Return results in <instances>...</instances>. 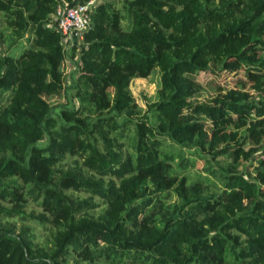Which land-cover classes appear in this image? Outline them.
Returning a JSON list of instances; mask_svg holds the SVG:
<instances>
[{
	"label": "trees",
	"instance_id": "1",
	"mask_svg": "<svg viewBox=\"0 0 264 264\" xmlns=\"http://www.w3.org/2000/svg\"><path fill=\"white\" fill-rule=\"evenodd\" d=\"M59 1L0 0V19L29 40L0 53V209L21 214L32 183L55 227L43 253L0 227V264H264V0L94 2L68 84L65 38L48 21ZM212 67L243 76L201 99L192 74ZM155 70L137 116L130 81ZM126 122L127 152L124 128L110 133ZM185 148L208 172L181 173ZM67 153L91 173L55 178ZM66 190L106 206L93 214L94 201Z\"/></svg>",
	"mask_w": 264,
	"mask_h": 264
},
{
	"label": "rangeland",
	"instance_id": "2",
	"mask_svg": "<svg viewBox=\"0 0 264 264\" xmlns=\"http://www.w3.org/2000/svg\"><path fill=\"white\" fill-rule=\"evenodd\" d=\"M84 0H60L57 6H65L68 4H75L82 2ZM99 0H93L91 4L97 2ZM56 6V7H57ZM51 25H55L56 16L55 14H51L48 20ZM62 41V45L65 49V59L63 61L64 68V83H70L72 77L76 75V60L79 57V46L83 43L81 39V35L79 32H75L69 38H65ZM29 43L27 39V34L23 36L16 37L10 30V28L0 19V53H11L14 55L19 54V52ZM193 77L200 82V98L207 99L212 96L218 89V87H222L223 89L231 86V81L234 78L239 76H243L242 71L238 73H234L232 71L227 70H218L214 67L211 70H199L192 74ZM159 79V73L157 70L152 72L150 75L146 77H134L129 84L130 91L134 96L136 102L138 103L141 111L138 113V110L135 113L137 116H141L145 109L147 103L153 100L157 83ZM70 91H73L70 88ZM9 95L8 92H4L0 95V102H4L6 97ZM49 100V104L56 103V101L61 102L63 100L62 96H54L47 98ZM74 102L78 104V99H74ZM123 117H127L125 113L122 114ZM135 116V115H134ZM132 118H136L131 116ZM119 128H124L122 136H118L117 141L121 143V149L127 152L130 149L128 144L127 133H131L133 131L131 122H126L124 124H120V126H115L111 130V135L118 132ZM94 142L99 146L100 149L104 148V144L100 137H96L93 139ZM114 147H117V144H114ZM219 159H223V157L218 156ZM178 160V159H177ZM205 159L200 158L197 153L193 152V149H183V163H186L184 166L186 168L181 169V173L184 172L188 174L191 179L197 177L198 172L202 174L208 172L204 167L209 165V162L204 163ZM214 163V162H213ZM54 165V177L56 178L58 174H60L64 170L68 169H78L84 171L85 173H91L90 170L86 169L82 163V156L79 155H71L66 154L65 157L59 161H57ZM248 169H252L253 165H249ZM62 170V171H61ZM97 175V174H96ZM213 177V176H212ZM17 182H20L17 179ZM211 183V182H210ZM32 183L29 185H25L27 190V201L22 205L23 212L21 214H10L7 213L4 209H0V227L1 228H10L14 230L16 233L20 234L25 238L28 242V245L35 253H43L48 252L54 245L55 240V227L51 224L48 219V213L41 206V197H36V189H32ZM213 187V184L212 186ZM72 196H77L79 198L88 197L89 200L95 202V206L91 208L89 211L93 214H98L101 212L106 204L102 202L98 195H91L88 192H76L66 190V193H70ZM5 207H9V203L1 202ZM65 264H87L83 261H78L74 258H69ZM95 264H99L98 262Z\"/></svg>",
	"mask_w": 264,
	"mask_h": 264
},
{
	"label": "built area",
	"instance_id": "3",
	"mask_svg": "<svg viewBox=\"0 0 264 264\" xmlns=\"http://www.w3.org/2000/svg\"><path fill=\"white\" fill-rule=\"evenodd\" d=\"M93 0L82 1L56 8V24L63 38H67L71 33L79 32L88 27L91 19L88 13V7Z\"/></svg>",
	"mask_w": 264,
	"mask_h": 264
}]
</instances>
